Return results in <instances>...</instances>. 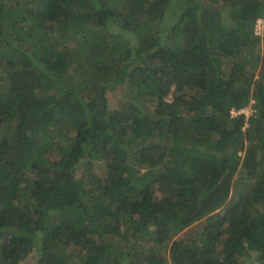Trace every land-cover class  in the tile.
<instances>
[{
    "label": "trees",
    "instance_id": "obj_1",
    "mask_svg": "<svg viewBox=\"0 0 264 264\" xmlns=\"http://www.w3.org/2000/svg\"><path fill=\"white\" fill-rule=\"evenodd\" d=\"M262 17L0 0V264H264Z\"/></svg>",
    "mask_w": 264,
    "mask_h": 264
},
{
    "label": "rangeland",
    "instance_id": "obj_2",
    "mask_svg": "<svg viewBox=\"0 0 264 264\" xmlns=\"http://www.w3.org/2000/svg\"><path fill=\"white\" fill-rule=\"evenodd\" d=\"M261 68V67H260ZM259 68V69H260ZM257 74H258V72H257ZM118 95H119V97H120V99L122 98V94H119V92H118ZM119 102V101H118ZM118 103L117 102H115V104L114 105H117ZM249 110H251L250 108H246V111H249ZM101 167H103V164H102V162H96V165L94 164V170H95V172L97 171V172H99L100 174L102 173V171H101ZM86 167H84V166H79L78 168H77V176L80 178L81 177V175H83L84 174V169H85ZM236 186H237V184H236ZM31 261V260H30ZM33 262V261H32ZM23 264H26V263H23ZM250 264H257L256 262H250Z\"/></svg>",
    "mask_w": 264,
    "mask_h": 264
},
{
    "label": "built area",
    "instance_id": "obj_3",
    "mask_svg": "<svg viewBox=\"0 0 264 264\" xmlns=\"http://www.w3.org/2000/svg\"><path fill=\"white\" fill-rule=\"evenodd\" d=\"M255 32L257 35L259 36H264V17L260 18L258 20V23L256 25V29H255Z\"/></svg>",
    "mask_w": 264,
    "mask_h": 264
}]
</instances>
